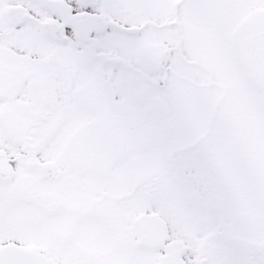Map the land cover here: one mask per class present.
Masks as SVG:
<instances>
[{
	"label": "snow or ice",
	"instance_id": "6c2138e0",
	"mask_svg": "<svg viewBox=\"0 0 264 264\" xmlns=\"http://www.w3.org/2000/svg\"><path fill=\"white\" fill-rule=\"evenodd\" d=\"M0 264H264V0H0Z\"/></svg>",
	"mask_w": 264,
	"mask_h": 264
}]
</instances>
